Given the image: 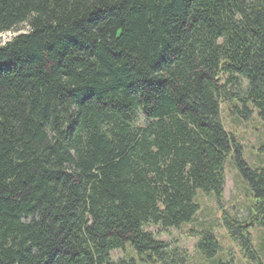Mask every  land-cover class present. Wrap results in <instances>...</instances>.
Instances as JSON below:
<instances>
[{"label":"trees","instance_id":"trees-1","mask_svg":"<svg viewBox=\"0 0 264 264\" xmlns=\"http://www.w3.org/2000/svg\"><path fill=\"white\" fill-rule=\"evenodd\" d=\"M12 32L0 45V264H188L146 227L193 222L199 192L221 202L230 157L253 199L223 222L258 260L264 169L247 165L221 105L264 123V0H0V35ZM192 234L209 259L221 251L213 228ZM127 244L138 260H113Z\"/></svg>","mask_w":264,"mask_h":264},{"label":"rangeland","instance_id":"rangeland-1","mask_svg":"<svg viewBox=\"0 0 264 264\" xmlns=\"http://www.w3.org/2000/svg\"><path fill=\"white\" fill-rule=\"evenodd\" d=\"M15 35L14 32L1 34L0 45ZM245 86V82L242 81L241 89H244ZM232 92L237 93L234 89ZM143 120L141 117L140 124H144ZM221 120L225 129L241 143L243 158L247 165L251 168L264 169V123L258 112L250 107L245 109L241 103L237 104L234 101L232 104L222 103ZM224 171L226 184L221 202L214 195L207 196L199 192L197 202L200 205V211L193 222L185 224L180 229L162 231L152 225L146 229L155 233L159 241L187 250L190 257L188 264H264V230L250 229L252 243L258 258L257 261H254L244 256L241 248L233 242L224 225V215H229L232 218L238 216L241 219L248 216L247 211L253 199V193L248 183L232 163L231 157L225 164ZM212 228L220 243L221 251L209 259L198 249L200 236L193 235L192 232H201ZM111 257L113 260H129L131 258L138 260L136 252L130 244H127L123 250L114 251Z\"/></svg>","mask_w":264,"mask_h":264}]
</instances>
